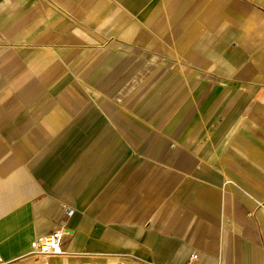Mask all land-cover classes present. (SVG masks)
I'll use <instances>...</instances> for the list:
<instances>
[{"label":"crops","instance_id":"obj_1","mask_svg":"<svg viewBox=\"0 0 264 264\" xmlns=\"http://www.w3.org/2000/svg\"><path fill=\"white\" fill-rule=\"evenodd\" d=\"M120 48L201 95L167 138L96 84ZM60 229L63 255L33 252ZM0 255L264 264V0H0Z\"/></svg>","mask_w":264,"mask_h":264},{"label":"rangeland","instance_id":"obj_2","mask_svg":"<svg viewBox=\"0 0 264 264\" xmlns=\"http://www.w3.org/2000/svg\"><path fill=\"white\" fill-rule=\"evenodd\" d=\"M121 49L122 48L118 49L121 53H118L120 56H116L117 58H115V60L111 63L108 62L105 66L106 73L110 76L105 79L103 77H97L96 84H104L106 80L105 84H109L113 87H121L123 91H127V93L122 94V100H127L129 102L155 103V116L159 113L161 124L159 136L161 138H167L168 136L164 131L166 124L168 125L170 123L168 119H172L176 114H181L183 112L184 100L198 102L201 95L195 93H156L155 86L168 85L172 80L168 79L166 76L155 78V61H133L131 59L138 55L139 52L134 49ZM197 80L198 79L195 77L175 78L176 84H186L188 86L197 84ZM119 97V93L111 94L112 100H119ZM173 99L176 100V103L171 108H166V103ZM177 121L178 120L173 123H177ZM178 129H180V133H182V126H179ZM180 136L182 137V134ZM33 252L41 257H49L40 255L35 251ZM145 259V261H142L130 255L120 257H96L83 258L80 260L76 259V261L70 260L63 264H153L151 260Z\"/></svg>","mask_w":264,"mask_h":264},{"label":"built area","instance_id":"obj_3","mask_svg":"<svg viewBox=\"0 0 264 264\" xmlns=\"http://www.w3.org/2000/svg\"><path fill=\"white\" fill-rule=\"evenodd\" d=\"M65 234V230L60 229L37 238L32 245L33 251L49 257L63 255V241ZM192 257L195 259L197 256L193 255ZM0 264H7L1 255Z\"/></svg>","mask_w":264,"mask_h":264}]
</instances>
